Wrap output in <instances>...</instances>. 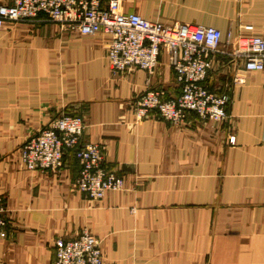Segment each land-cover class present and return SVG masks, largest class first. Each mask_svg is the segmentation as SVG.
Instances as JSON below:
<instances>
[{"label":"crops","instance_id":"1","mask_svg":"<svg viewBox=\"0 0 264 264\" xmlns=\"http://www.w3.org/2000/svg\"><path fill=\"white\" fill-rule=\"evenodd\" d=\"M121 11L218 29L204 85L227 96L228 118L136 120L144 89L165 99L180 92L166 52L149 76L112 73L102 33L80 35L43 16L4 22L0 264H55L54 241L82 229L100 240L103 264H264V70H245L233 39L248 34L244 25L264 38V0H121ZM62 113L82 118L81 144L101 147L106 168L123 177L120 190L88 199L75 188L71 152L56 172L21 165L20 147Z\"/></svg>","mask_w":264,"mask_h":264},{"label":"built area","instance_id":"2","mask_svg":"<svg viewBox=\"0 0 264 264\" xmlns=\"http://www.w3.org/2000/svg\"><path fill=\"white\" fill-rule=\"evenodd\" d=\"M43 16L61 29L80 35L102 33L108 37L106 60L112 73L141 69L151 75L161 51L167 53L178 96L165 99L158 89H144L133 106L136 120L150 113L178 124L188 112L201 121L223 122L228 118V98L209 91L204 81L211 59L221 45V33L213 27L195 24H165L136 13H123L121 0H10L0 4V30L6 21H28ZM246 35L234 37L236 59L247 71L264 70V38L244 25ZM230 33L227 39H231ZM84 123L80 116L62 113L41 127L19 149L26 170L56 172L63 157L71 152L79 173L75 188L88 199L100 200L107 191H118L123 177L104 165L101 147L81 144ZM232 142V140H231ZM5 233L4 200L0 196V238ZM55 264H103L100 240L82 229L70 239L53 243Z\"/></svg>","mask_w":264,"mask_h":264}]
</instances>
